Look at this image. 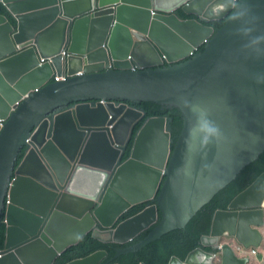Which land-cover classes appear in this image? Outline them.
Segmentation results:
<instances>
[{
  "label": "water",
  "instance_id": "water-1",
  "mask_svg": "<svg viewBox=\"0 0 264 264\" xmlns=\"http://www.w3.org/2000/svg\"><path fill=\"white\" fill-rule=\"evenodd\" d=\"M0 2V264H53L89 232L124 244L160 211L117 255L142 248L185 227L264 151V0ZM143 101L178 107L183 128L171 149V120L147 117L124 160ZM262 226L264 172L215 211L212 250L168 264H215L218 251L220 264H248L226 239L260 247Z\"/></svg>",
  "mask_w": 264,
  "mask_h": 264
},
{
  "label": "trees",
  "instance_id": "trees-1",
  "mask_svg": "<svg viewBox=\"0 0 264 264\" xmlns=\"http://www.w3.org/2000/svg\"><path fill=\"white\" fill-rule=\"evenodd\" d=\"M241 0H237V6ZM0 13L7 14L5 6L0 2ZM179 15L187 16L183 10L179 11ZM226 19L211 20L209 25L214 26L217 30L223 26ZM205 48L202 44L197 51L201 52ZM139 108L146 110V115L135 126L133 135L127 145L123 159L126 160L132 151L137 130L147 117L165 116L171 120L172 136L174 142L171 144V149L174 148L179 134L183 128V115L180 109L176 106L167 107L155 101H143L138 103ZM68 105L60 106L57 110L67 108ZM264 172V151L260 156L246 165L237 176L229 182L224 188L215 194V196L204 206H202L196 214L187 222L185 227L175 228L162 235L142 248L134 251L126 252L117 255V249L126 248L139 243L146 237L161 220L162 214L159 211V219L150 228L144 230L131 241L119 244L113 241H103L95 237L92 232L87 233L78 243L68 247L55 259L53 264H66L71 260L85 257L98 250H106L105 256L99 264H168L171 257L176 255L181 259H185L190 251L201 246L206 250H212L211 245H204L203 237L208 235L211 229L214 213L217 209H227L233 198L247 188L261 173ZM146 203L138 204L131 208L127 213L123 214L119 221L128 218L142 209ZM5 240V225H0V249L4 245ZM220 260H215V264H220Z\"/></svg>",
  "mask_w": 264,
  "mask_h": 264
},
{
  "label": "crops",
  "instance_id": "crops-1",
  "mask_svg": "<svg viewBox=\"0 0 264 264\" xmlns=\"http://www.w3.org/2000/svg\"><path fill=\"white\" fill-rule=\"evenodd\" d=\"M128 14H129V16L132 17L135 14V12L134 11H129ZM261 230L264 233V226L261 227ZM98 235H99L98 236L99 239L100 238L106 239V238L109 237L107 232H105V231H100ZM254 248L257 249V252L256 253H251L250 250H249V252L253 256V258H251L249 260L248 264H264V240H263V243H262V245L260 247H254Z\"/></svg>",
  "mask_w": 264,
  "mask_h": 264
},
{
  "label": "flooded vegetation",
  "instance_id": "flooded-vegetation-1",
  "mask_svg": "<svg viewBox=\"0 0 264 264\" xmlns=\"http://www.w3.org/2000/svg\"><path fill=\"white\" fill-rule=\"evenodd\" d=\"M4 14V13H3ZM181 17H183V16H181ZM64 52V51H63ZM43 59V58H42ZM166 61L164 62V64L166 65ZM163 64V65H164ZM168 64V63H167ZM139 107V106H138ZM1 121H3L4 122V120H0V122ZM2 122V123H3ZM236 210V209H235ZM209 240H210V242H212V244H214L215 243V237H213V236H210L209 237ZM233 243L235 242L233 239L231 240ZM249 250H250V252L252 253V247H250V248H242V247H240V249H239V247H237V253L238 254H241V255H246V256H249L250 258H253V256L250 254V252H249Z\"/></svg>",
  "mask_w": 264,
  "mask_h": 264
},
{
  "label": "built area",
  "instance_id": "built-area-1",
  "mask_svg": "<svg viewBox=\"0 0 264 264\" xmlns=\"http://www.w3.org/2000/svg\"><path fill=\"white\" fill-rule=\"evenodd\" d=\"M63 54H66V51H64L63 52ZM42 61H45V59H42ZM51 61V60H50ZM132 69H136V67H133ZM57 80H59V79H61L59 76H56L55 77ZM63 78H64V76H63ZM3 121H1V123H2ZM239 249H240V247H239ZM257 252V249L256 248H254V247H252V253H256ZM221 253L218 251V252H215V260H220L221 259Z\"/></svg>",
  "mask_w": 264,
  "mask_h": 264
},
{
  "label": "rangeland",
  "instance_id": "rangeland-1",
  "mask_svg": "<svg viewBox=\"0 0 264 264\" xmlns=\"http://www.w3.org/2000/svg\"><path fill=\"white\" fill-rule=\"evenodd\" d=\"M226 241H228V242L231 243V240H230V239H226ZM233 245H234L235 247H242V248H244L242 245L238 244L237 242H234Z\"/></svg>",
  "mask_w": 264,
  "mask_h": 264
},
{
  "label": "clouds",
  "instance_id": "clouds-1",
  "mask_svg": "<svg viewBox=\"0 0 264 264\" xmlns=\"http://www.w3.org/2000/svg\"><path fill=\"white\" fill-rule=\"evenodd\" d=\"M114 5H115V4H114ZM56 76H57V75L54 76V79H56V78H55ZM64 78H65V77H64ZM166 118H167V117H166Z\"/></svg>",
  "mask_w": 264,
  "mask_h": 264
}]
</instances>
